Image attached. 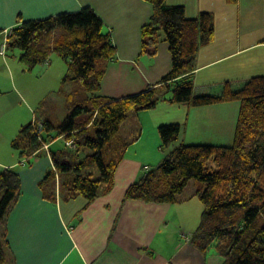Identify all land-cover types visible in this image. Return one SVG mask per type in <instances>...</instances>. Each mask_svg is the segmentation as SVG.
I'll use <instances>...</instances> for the list:
<instances>
[{
	"label": "crops",
	"instance_id": "obj_1",
	"mask_svg": "<svg viewBox=\"0 0 264 264\" xmlns=\"http://www.w3.org/2000/svg\"><path fill=\"white\" fill-rule=\"evenodd\" d=\"M167 2L184 5L190 18H197L205 11L214 15V40L202 45L198 52L194 93L218 95L227 82L234 89L241 88L251 78L253 67L244 58L239 62L232 59L258 43L235 42L234 35L250 27L256 11L264 14V0ZM84 7L96 11L115 46V55L107 64L98 95L119 99L152 89L163 94L161 81L172 68V54L165 38L155 56L143 53V28L154 14V4L148 0H0V30L15 28L25 20L45 19ZM19 57V50H8L6 57L0 52V172L15 168L22 180V193L6 222L10 263L224 264L218 252L203 253L191 242L204 211L200 199L193 200L197 190L178 203L125 199V193L142 175L143 168L159 164L181 144H233L240 108L236 102L195 107L161 100L155 108L141 111L140 117L156 116L154 124L146 127L154 138L156 158L146 160L125 154L109 193L101 194L89 204L83 196L65 200L60 195V176L50 149L22 157L13 146L21 129L39 118L34 106L40 101L35 98L43 90L32 85L38 66L28 70ZM57 61L62 67L52 68ZM44 65L49 67L42 74H48L49 81L64 83L68 63L63 57L54 53ZM171 96L169 92L165 98ZM164 111L168 113L165 116ZM166 123H180L182 131L179 139L167 150L161 148V152L157 148L161 147L157 127ZM146 128L142 129V137ZM26 162L30 163L29 167H25ZM50 170L57 174V185H47L54 197L49 196L43 183Z\"/></svg>",
	"mask_w": 264,
	"mask_h": 264
},
{
	"label": "trees",
	"instance_id": "obj_2",
	"mask_svg": "<svg viewBox=\"0 0 264 264\" xmlns=\"http://www.w3.org/2000/svg\"><path fill=\"white\" fill-rule=\"evenodd\" d=\"M148 1L154 4V14L143 28V53L155 56L165 38L172 54V68L161 81L163 94L152 89L119 99L98 95L115 46L102 19L91 7L25 20L13 28L8 50H19V58L28 70L45 64L56 53L68 63L64 82L79 83L68 100L72 111L61 124L37 117V122L44 124L40 137L32 121L21 129L13 146L25 157L49 143L60 176V195L65 200L83 196L89 204L114 187L115 173L125 157V146L115 138L130 112L155 108L161 100L195 107L238 101L240 108L231 146L181 144L159 164L143 168L142 175L127 189L125 199L178 203L186 199L183 194L189 182L196 179L202 184L193 195L199 196L204 211L191 237L192 244L203 253L218 252L224 264H264V75L251 77L239 89L227 82L221 94L196 95L198 52L202 45L214 40V15L205 11L190 18L184 5H170L167 0ZM169 92L172 96L165 98ZM158 130L165 151L179 139L182 126L167 123ZM72 138L77 147L67 144L69 148H51L58 140L68 142ZM210 162L217 168L212 170ZM56 176L50 170L43 181L50 197L55 194L47 190V185L55 187ZM21 193L22 180L17 170L9 167L0 172V264L10 263L6 222Z\"/></svg>",
	"mask_w": 264,
	"mask_h": 264
},
{
	"label": "rangeland",
	"instance_id": "obj_3",
	"mask_svg": "<svg viewBox=\"0 0 264 264\" xmlns=\"http://www.w3.org/2000/svg\"><path fill=\"white\" fill-rule=\"evenodd\" d=\"M259 13L261 12L256 11L254 16L252 17L251 25L249 28H247L249 30L248 33L245 32L247 29H242L239 33H235L234 35L235 42L237 40H242L243 44H245L246 41H249L250 43H258L256 45H253L251 49L245 50L247 51L245 54L241 56H237L236 54L235 56L237 57L232 59V62H239L241 61L242 58H244L245 62L253 67L251 72V77L254 75L255 76L264 75V14H259ZM58 62L60 61H57V63L52 68H56L60 66L62 67V65L59 66ZM44 66H45L44 64L40 66L38 65V68L34 71L33 74L35 80L32 82V85L36 86L37 89L43 87V90L40 94H38V92L36 93L38 94V96L37 98H35V100L40 102L34 106L35 108L34 111L37 110V114L39 117L49 118L53 121L54 124L59 125L66 119V117L72 111L68 106V100L69 97L71 96L70 94H72V92L78 88L79 83L74 80H67L64 83L60 80L56 82L54 81L51 82L48 79V74H42L43 73L42 70H46V68L49 67V66H45V67ZM29 85H31V82H29ZM73 100L75 101L76 104L78 101L76 95L73 97ZM226 102H236L234 104L240 107V103L238 101H226ZM140 112L141 111L130 112L129 118L122 124L118 137L115 138V141L120 145L125 146V154H129L131 156H136V157H145L146 160H152L156 158L157 152H155L154 149L155 142L153 136L150 134L149 128L156 121V116L154 115L151 117H147L148 115L144 114L141 115L140 117L139 116ZM165 114L168 113L164 111L163 116H165ZM84 116H86V114H84ZM157 117L162 118L161 115H157ZM159 126L157 127V130L159 129ZM235 127H236V123H235ZM145 128H146V132L144 137H142V132H143L142 129ZM158 137L160 138L159 130H158ZM69 141H72L74 144H76L74 138H72V140ZM230 141H231L230 143H232L233 138ZM231 145L232 144H230L229 146ZM75 146L77 147V144ZM66 147L69 148L67 146L66 139H61L55 143L52 149L59 150V149H64ZM157 148L159 151L162 152L161 147L160 149L159 147ZM155 165L156 164H152L149 165V167H153ZM29 166L30 163L26 162L25 167H29ZM209 167L212 170H214L217 168V165L213 162H210ZM18 168L19 170L22 169V167H18ZM200 184L202 183L196 179L191 180L183 195H187L189 193H192L193 191H196V189L199 188ZM199 199H200L199 196H197L193 200L198 201Z\"/></svg>",
	"mask_w": 264,
	"mask_h": 264
},
{
	"label": "built area",
	"instance_id": "obj_4",
	"mask_svg": "<svg viewBox=\"0 0 264 264\" xmlns=\"http://www.w3.org/2000/svg\"><path fill=\"white\" fill-rule=\"evenodd\" d=\"M13 28L11 29H6L3 31H0V36L1 37V42H0V52L1 54L6 57L7 56V52H8V38L12 33ZM32 126L33 129L35 131L36 134H38V136L40 137V131L43 129V122H37L36 118H34L33 122H32ZM67 144L69 146H74V143L72 141H68ZM43 149L47 150L49 152L50 149V144L49 143H44L43 145Z\"/></svg>",
	"mask_w": 264,
	"mask_h": 264
},
{
	"label": "bare ground",
	"instance_id": "obj_5",
	"mask_svg": "<svg viewBox=\"0 0 264 264\" xmlns=\"http://www.w3.org/2000/svg\"><path fill=\"white\" fill-rule=\"evenodd\" d=\"M37 117V116H36Z\"/></svg>",
	"mask_w": 264,
	"mask_h": 264
}]
</instances>
